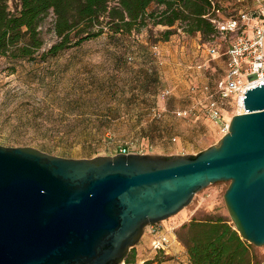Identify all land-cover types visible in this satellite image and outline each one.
I'll return each mask as SVG.
<instances>
[{
    "label": "rangeland",
    "instance_id": "374dc122",
    "mask_svg": "<svg viewBox=\"0 0 264 264\" xmlns=\"http://www.w3.org/2000/svg\"><path fill=\"white\" fill-rule=\"evenodd\" d=\"M215 2L225 18L240 13L264 16V0ZM9 6L14 12L18 0ZM100 21L93 29L103 28L100 36L45 57L59 41L50 15L40 27L45 44L34 60L0 57V146L33 147L70 159L114 156L123 145L148 153L168 144L197 155L226 135L205 111L209 95L218 98L217 83L226 76L227 42L222 34H188L186 23L171 28L150 21L129 34H117L107 27L109 18ZM213 47L218 55L211 53ZM179 110L190 116L177 117ZM238 111L232 102L224 111L225 122ZM229 186L210 185L178 215L155 226L170 239L166 254L183 246L182 227L191 220L223 216L231 221L224 202ZM154 239L148 227L130 258L141 251L145 256L155 252ZM253 247L263 264L264 246ZM181 264H191L186 255Z\"/></svg>",
    "mask_w": 264,
    "mask_h": 264
},
{
    "label": "water",
    "instance_id": "95a60500",
    "mask_svg": "<svg viewBox=\"0 0 264 264\" xmlns=\"http://www.w3.org/2000/svg\"><path fill=\"white\" fill-rule=\"evenodd\" d=\"M243 103L228 133L197 155L70 159L0 146V264H125L148 227L220 182H230L234 229L263 247L264 86Z\"/></svg>",
    "mask_w": 264,
    "mask_h": 264
},
{
    "label": "trees",
    "instance_id": "16d2710c",
    "mask_svg": "<svg viewBox=\"0 0 264 264\" xmlns=\"http://www.w3.org/2000/svg\"><path fill=\"white\" fill-rule=\"evenodd\" d=\"M10 1L0 0V57L13 62L36 58L45 44L40 27L50 15L55 17L59 41L45 57H56L100 36L104 29H93L102 18H109L107 27L117 34H129L150 21L171 28L183 22L188 34L206 35L216 30L208 17L220 11L215 0H18L13 12ZM182 230L179 239L191 264H260L253 245L242 240L223 216L193 219ZM135 258L128 255L125 263L132 264Z\"/></svg>",
    "mask_w": 264,
    "mask_h": 264
},
{
    "label": "built area",
    "instance_id": "2783aa9c",
    "mask_svg": "<svg viewBox=\"0 0 264 264\" xmlns=\"http://www.w3.org/2000/svg\"><path fill=\"white\" fill-rule=\"evenodd\" d=\"M213 13V16L208 18L227 42L226 51L223 54L227 58V71L224 79L217 83L218 98L210 94L208 88L204 89L210 94L205 111L213 121L224 127L227 134L230 122H225L224 111L232 102L241 108L242 105L244 106L243 101L247 91L259 87L260 84L264 86V16L254 17L247 13H240L238 17L225 18L220 15L219 10H214ZM211 53L219 54L214 47ZM166 94L168 93L162 97H167ZM244 113L245 111L237 112V114ZM175 114L181 118L190 116L187 110H179ZM118 154L144 155L143 152L132 151L129 145H123L116 155ZM155 226H150L155 236L153 248L156 253H165L170 245V239L167 235L160 234Z\"/></svg>",
    "mask_w": 264,
    "mask_h": 264
},
{
    "label": "crops",
    "instance_id": "0c3cea01",
    "mask_svg": "<svg viewBox=\"0 0 264 264\" xmlns=\"http://www.w3.org/2000/svg\"><path fill=\"white\" fill-rule=\"evenodd\" d=\"M168 145V144H167ZM162 145L160 152H148L144 154H154V155H164V156H173V155H186L178 150L176 146H167ZM159 254V255H157ZM187 257L186 249L181 245V248H173L171 251L167 252L166 255H163L162 252L156 253L153 252L151 255L145 256L144 253L139 252L137 254L134 262L132 264H181L184 257ZM188 259V257H187Z\"/></svg>",
    "mask_w": 264,
    "mask_h": 264
},
{
    "label": "bare ground",
    "instance_id": "6f19581e",
    "mask_svg": "<svg viewBox=\"0 0 264 264\" xmlns=\"http://www.w3.org/2000/svg\"><path fill=\"white\" fill-rule=\"evenodd\" d=\"M241 112H244L245 109H244V106L242 105L241 108H240Z\"/></svg>",
    "mask_w": 264,
    "mask_h": 264
}]
</instances>
